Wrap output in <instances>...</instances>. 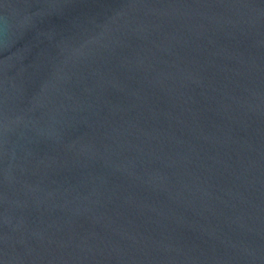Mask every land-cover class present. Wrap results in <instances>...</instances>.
Listing matches in <instances>:
<instances>
[{
  "label": "water",
  "instance_id": "1",
  "mask_svg": "<svg viewBox=\"0 0 264 264\" xmlns=\"http://www.w3.org/2000/svg\"><path fill=\"white\" fill-rule=\"evenodd\" d=\"M0 264H264V0H0Z\"/></svg>",
  "mask_w": 264,
  "mask_h": 264
}]
</instances>
